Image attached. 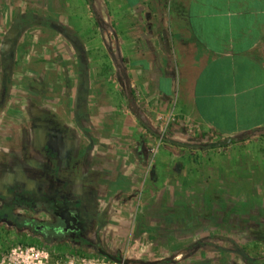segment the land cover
<instances>
[{
    "label": "rangeland",
    "instance_id": "1",
    "mask_svg": "<svg viewBox=\"0 0 264 264\" xmlns=\"http://www.w3.org/2000/svg\"><path fill=\"white\" fill-rule=\"evenodd\" d=\"M35 1L0 0V49L14 34L17 19L25 26L14 36L13 60L4 64L11 73L9 88L2 90L5 103L0 104V261L14 248L28 247L3 220L15 208L1 201L3 181L23 173L48 188L64 178L75 179V189L92 186L97 211L90 240L125 264H246L234 246L254 264H264V133L247 145L203 157L163 144L161 137H170L169 126L160 127L141 150L138 170L109 168L106 161L114 155L104 140H109L111 123L98 125L106 120L101 102L117 97L122 84L112 67L117 39L112 15H98L99 23L93 15H40L30 5ZM31 16L70 27L88 49L94 109L83 122L85 128L73 117L76 51L43 24L28 25ZM2 80L0 66V86ZM48 121L72 139V154L65 159L45 155L40 148L36 135ZM118 152L123 155L122 149ZM43 249L51 263L71 256Z\"/></svg>",
    "mask_w": 264,
    "mask_h": 264
},
{
    "label": "crops",
    "instance_id": "2",
    "mask_svg": "<svg viewBox=\"0 0 264 264\" xmlns=\"http://www.w3.org/2000/svg\"><path fill=\"white\" fill-rule=\"evenodd\" d=\"M30 5L40 15H112L117 36L112 67L122 84L116 104L113 98L101 102V112L109 115L101 114L106 120L98 125L111 123L104 140L114 155L106 161L109 168L138 170L141 150L170 115L167 139L181 143H215L264 128V0H36ZM91 62L88 58L86 119L94 109ZM75 66L76 107L77 55ZM125 78L148 129L128 109ZM259 133L264 131L243 143L206 150L163 144L204 157L247 145Z\"/></svg>",
    "mask_w": 264,
    "mask_h": 264
},
{
    "label": "trees",
    "instance_id": "3",
    "mask_svg": "<svg viewBox=\"0 0 264 264\" xmlns=\"http://www.w3.org/2000/svg\"><path fill=\"white\" fill-rule=\"evenodd\" d=\"M93 17L99 23L97 15H93ZM27 20L28 25L37 22L60 34L76 51L78 85L74 121L78 126H81L80 124L87 116L86 97L89 93L88 54L82 40L71 28L52 18L31 16ZM16 22H18V25H16L15 30L25 27L21 19H17ZM124 80V91L128 93V109L137 118L139 124L144 129H148L138 117L133 92L127 79ZM260 131H264V128L232 138L229 143H225L221 147L243 143L255 132ZM209 144L211 143H199L200 146L205 147ZM205 147L200 149L206 150ZM58 182L60 183L59 186L48 188L39 181L27 178L23 173L10 174V177L2 183L3 198L1 201L4 205L10 204L15 208V211L9 218L3 220L15 230L19 242L24 246L35 245L50 249V253L58 252L62 254L66 252L71 256H85L89 253L92 256L107 259L105 255H102L105 251L90 240L91 222L97 211L95 189L87 185L88 183L83 188L75 189V179L70 178L58 179ZM199 245H202V243ZM233 252L242 258L246 264H254L242 248L234 246ZM191 264L209 263L197 262Z\"/></svg>",
    "mask_w": 264,
    "mask_h": 264
},
{
    "label": "flooded vegetation",
    "instance_id": "4",
    "mask_svg": "<svg viewBox=\"0 0 264 264\" xmlns=\"http://www.w3.org/2000/svg\"><path fill=\"white\" fill-rule=\"evenodd\" d=\"M17 30L10 39H8L6 45L0 49V66L3 75L2 84L0 86V104L4 102V92L9 88L10 81V69L5 68L4 64L13 60V47L14 36L17 34ZM3 90V91H2ZM37 140L39 141L40 148L46 152H52L57 159H65L66 156L72 154L73 143L70 136L66 133L65 129L57 127L53 122L43 123V127L38 129ZM46 155V154H45Z\"/></svg>",
    "mask_w": 264,
    "mask_h": 264
},
{
    "label": "built area",
    "instance_id": "5",
    "mask_svg": "<svg viewBox=\"0 0 264 264\" xmlns=\"http://www.w3.org/2000/svg\"><path fill=\"white\" fill-rule=\"evenodd\" d=\"M171 115L165 119L163 128L166 129L171 121ZM163 137H161L162 139ZM0 264H125L111 261L100 256H68L62 261L51 263L49 253L38 246H28L25 248L16 247L12 249L7 258L2 259Z\"/></svg>",
    "mask_w": 264,
    "mask_h": 264
},
{
    "label": "water",
    "instance_id": "6",
    "mask_svg": "<svg viewBox=\"0 0 264 264\" xmlns=\"http://www.w3.org/2000/svg\"><path fill=\"white\" fill-rule=\"evenodd\" d=\"M163 141H166L167 143H170L172 145L183 147V148H187V149H200L202 147H205V146H200V145H197V144L181 143V142H177V141H174V140H171V139H167V138H163ZM230 141H231V139H228L226 141H218V142L209 144L205 148H207V149L219 148V147L223 146L225 143H229ZM102 255H105L107 257V259H109L111 261L118 262V263L121 262L120 259H118L116 257H113V256L107 254L106 252L102 253Z\"/></svg>",
    "mask_w": 264,
    "mask_h": 264
}]
</instances>
